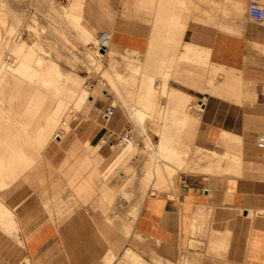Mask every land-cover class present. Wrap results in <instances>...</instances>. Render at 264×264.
I'll use <instances>...</instances> for the list:
<instances>
[{
  "label": "rangeland",
  "instance_id": "obj_1",
  "mask_svg": "<svg viewBox=\"0 0 264 264\" xmlns=\"http://www.w3.org/2000/svg\"><path fill=\"white\" fill-rule=\"evenodd\" d=\"M26 1L28 2L26 3ZM72 1L4 0L3 2L6 9L12 7L8 9L11 14L7 12V14L9 13L7 16L10 21L9 25L6 26L8 29L4 28V26L3 32L9 34L12 40H18L20 37L18 41L25 39L28 42L35 43V45L34 47L26 46L20 53L13 50L10 46L4 47L0 55L1 73H3L5 68L9 67L12 74H15L16 77H25L26 74L16 68L24 60L22 52H29L30 50L35 52L34 56H42L47 63L54 61V64H58L65 72L67 71V74H79L84 87L89 88L91 92L94 89V93L97 95L89 106L86 103L82 104L83 107L82 105H74V107L70 105L67 109L70 114V121L73 122L71 123V125L73 124L72 130L78 134L75 132L76 137L64 138L63 142L67 149L71 151L78 150L80 154L66 156V153L63 154L62 151H59L56 158L46 155L47 157L45 156L38 161L35 158L27 160L23 155L16 157L13 168L9 169L8 173L3 174V179L0 180V202L6 203L13 209L16 207V204H10V199L3 197L1 194L4 190L1 181H6L7 184L14 183L15 185L13 186L18 183L24 184L21 187L10 186V191L22 190L24 186L32 189L38 194L42 209L50 217L66 218L75 210L83 207L96 210V214L104 216V224L107 230L113 228V231H109L110 234L108 233L107 237L112 240L117 238L119 251L125 249L126 244L130 242L133 221L142 198L148 192H165L177 187L181 180V175L185 172H190L189 165L193 162V156L191 154L187 155L189 152H183L186 150V146L191 148L200 144L204 150L210 149L208 141L204 140L200 134H195L199 128H202L201 118L198 120L199 123H197L198 121H195L193 113L187 111L170 96L168 88L175 85L193 93V87L204 91V88L202 89L198 86V84L204 82L205 89L210 87L208 93L226 96L241 103H244V101L235 94L228 95L213 87V84L222 83L218 81L219 78L226 79L227 70L214 67L212 59L206 65L198 64L200 62V53L211 54V52H204L202 49H193L192 47L208 45L185 42L184 50H179V47L183 45L182 35L187 27V19L173 20L172 15L166 20L159 19L160 15H162L160 11L155 13L156 17L154 19L152 17L149 19L143 18L142 11L151 8L146 0H117V2L116 0H88L89 3L94 4L96 9L90 15L89 21L85 20V15L82 18V21L88 22V25L93 28L96 37L88 39L82 33L77 32L78 27L73 22H70L61 13H57L55 7H52L53 3L67 7ZM261 1L264 3V0ZM119 2L122 5V10L118 17ZM130 2L136 4L134 6L137 7L135 11L131 7H127ZM160 2V6L164 5L165 2L168 4L174 3L179 9L186 5L185 0H160ZM49 3H51L50 7H48ZM248 3L249 1L247 2L246 14H248ZM200 5L202 9L205 8V3ZM212 7L220 9L219 4L217 6L214 2ZM49 8H52L54 12H49L52 10ZM153 14L154 12L150 13V15ZM57 16L62 17L58 18ZM116 16L117 19H115ZM146 21H149L150 24L154 22L155 30L160 32L158 35L153 34L147 50L142 52V50L136 48L118 47L109 38L108 50L103 51L104 55L102 61H100L99 51L101 47L98 39L99 35L101 36L105 32L107 26L109 30L114 26H119L141 31ZM231 22L232 20L230 19L229 23ZM262 24L264 25V23ZM8 30H11V32ZM55 38L58 40L56 39L55 41ZM58 41L60 43L57 44ZM60 44L61 47L59 46ZM158 46L161 49H158ZM81 49H83L82 52ZM83 53L89 59H86ZM25 59L27 60V58ZM31 61H34V64L36 63L35 58ZM236 70L238 71V68ZM11 72L8 77H11ZM213 75L215 76L214 81L211 77ZM114 80L117 81L115 82ZM106 88L114 89L115 92L105 94ZM263 88L264 85L260 89L256 87L258 94L254 100H257L249 102V104L251 103L250 105L263 106V104L258 103L262 101L260 92ZM196 97L198 100L202 99L198 95ZM121 101L126 102L124 113L119 107ZM111 102L116 105V110L113 114L106 117L111 119L122 118L123 129L107 126L104 123L105 117L103 113H105L107 105ZM53 112L54 110L49 109L37 111L31 109V111H27L21 106L14 109V112H11L9 128H0V156L3 154L2 150L6 142H10V145H8L9 150H15V145L18 142L19 144L21 142L26 144L24 137L27 135H33L31 140L34 149H36L35 147L38 144L44 142V137L47 135H50L47 141L50 148L59 146L60 141L58 138H61V136L58 135V138L54 137L50 130L53 127V119L51 118L54 115ZM141 113H143V119L140 116L142 115ZM61 114H64V112ZM81 121L84 122L85 127ZM96 122H100V126L104 123V127L99 130L98 136L93 137L94 130L92 129L96 128ZM80 126H82V129ZM260 129L255 131V143L258 135L262 131L264 132V130ZM8 135L13 138L9 139L8 137L6 139ZM162 137L165 139L167 146L158 150L157 142ZM184 146L185 150L182 149ZM86 148L91 152L90 165L85 162L84 152ZM232 149L237 150L238 148L234 147ZM121 153L122 157L120 158L118 156ZM211 153L214 154L212 151ZM69 156L73 157L71 158L73 161H70ZM215 157H218V155H215ZM225 159L223 162L227 164L229 159L227 157ZM111 164H113L112 168H110ZM95 165L96 171L90 170V166ZM88 167L90 168L89 170L87 169ZM99 168L103 170L100 172ZM196 170L198 171V169ZM197 171L192 172L191 170L192 173L201 174L206 178L215 175L230 176L229 173L227 174V169L226 172L223 170L224 174L219 172H217L218 174H207ZM85 183L87 184L85 185ZM11 195L9 194L8 197L11 198ZM262 208L264 207L254 209V214H252L253 208H239V210L241 211L240 214L248 213L249 216H253L258 213L262 214ZM232 218V213H230L229 221H232ZM116 221L118 222L117 231L114 228ZM0 225L2 227L8 226L2 221H0ZM201 235L204 236V234ZM213 235L220 248L217 251L209 245L207 252L221 255L227 244L231 240L235 241L240 234L238 231L235 232L228 227L226 233L220 234L219 232ZM135 237L136 239H133L135 242L128 244L119 262L123 264H145L144 262L148 264H173L171 259H166L165 261L161 258L157 259L154 253L144 251L138 243L148 240L140 232ZM153 243L155 244V242ZM195 244H199V239L194 240ZM132 247H137V249L147 253L150 256V261L146 260ZM203 252L204 250L197 252L191 249L190 254L194 259L189 264H202ZM117 253L113 248L110 250L111 255L107 257V264L113 263L118 256ZM113 254L115 255L114 257Z\"/></svg>",
  "mask_w": 264,
  "mask_h": 264
},
{
  "label": "crops",
  "instance_id": "obj_2",
  "mask_svg": "<svg viewBox=\"0 0 264 264\" xmlns=\"http://www.w3.org/2000/svg\"><path fill=\"white\" fill-rule=\"evenodd\" d=\"M146 1L151 8L142 11L143 18L154 19L155 13L160 11L162 15L159 19L166 20L171 15L173 20L187 19V27L182 35L183 45L179 50H184V43L190 42L208 45L192 48L211 52L200 53L198 64L206 65L212 59L227 66L239 67L238 70L242 71L244 77L253 82L255 80L258 89L264 85V25L245 13L249 0H185L186 5L181 9L174 3L165 2L160 6V0ZM213 2L217 6L219 4L220 9H214ZM201 3H205L204 9ZM119 4L117 16L122 10V5L120 2ZM128 4L127 7H131L133 11L137 9L134 7L136 4L132 2ZM151 12L154 14L150 15ZM105 31L109 32L110 40L118 47L136 48L142 52L148 49L153 34H160L155 30L154 22L150 24L149 21L143 24L141 31L119 26H114L111 30L107 26ZM158 49L161 47L158 46ZM251 51L261 59L252 58L254 56ZM249 60L253 61L254 65ZM193 90L195 95L206 98L201 115V137L204 140L216 142L223 129L245 134L261 128L264 121V106L237 102L196 87H193ZM103 115L107 116L105 113ZM249 116L253 118L250 119ZM118 118L120 117L115 119ZM256 118H260L256 120L258 123L254 122ZM99 123L96 122V128L92 129L93 137L98 136L99 130L104 127V123L101 126ZM257 124L260 128L256 126ZM248 127L249 130L246 131ZM243 146L247 159L252 160L254 165H264V153L256 151L257 145L254 140L252 142L247 140ZM238 181L240 179L233 176L215 175L206 178L201 174L185 172L181 175L177 187L165 192H148L138 207L128 244L135 242L133 239H136L135 235L140 232L148 240L136 242L144 251L154 253L157 259L161 258L164 261L171 259L173 264H181V257L188 248L189 223L192 224L196 208L199 207L205 213L201 221L202 234L205 236L199 237L201 243L199 248L204 250L202 264H211L214 260L217 264H264V213L249 216L248 213L240 214L239 210L251 205L255 209L263 207L264 193L256 190L252 192L251 198L248 192L239 188ZM9 203L16 204L14 210L17 232L15 230L6 232L4 231L6 228L0 225V264L21 263L26 257L30 264H107V257L112 248L118 252L112 264H123L119 259L128 244L125 249L118 251L117 238L112 240L107 237L113 228L107 230L104 216L96 214V210L83 207L66 218L50 217L42 209L38 194L27 186L15 191ZM230 213L232 221L228 220ZM223 219L227 221L226 224L222 222ZM117 223L116 221L114 225L116 231ZM214 227L219 231H224L228 227L235 232L241 231L235 241H228L221 255L207 252ZM132 248L150 261L147 253L137 247Z\"/></svg>",
  "mask_w": 264,
  "mask_h": 264
},
{
  "label": "bare ground",
  "instance_id": "obj_3",
  "mask_svg": "<svg viewBox=\"0 0 264 264\" xmlns=\"http://www.w3.org/2000/svg\"><path fill=\"white\" fill-rule=\"evenodd\" d=\"M3 2H4V0H0V55L2 53L3 48L6 47V46L7 47L10 46L13 50H15L18 53H20V51L24 50V48L26 46H33L34 47L35 43L28 42L25 39H22V41H18L20 39V37H19L18 40H16V39L12 40L10 38L9 34H5L3 32L4 28L8 29V27H6L10 23V21L8 19V16H7L10 13L8 11V9L12 8V7L8 6L9 8L6 9L5 8L6 6L4 7V5H3L5 3H3ZM27 2L28 1H26V3ZM50 4L51 3L48 4L49 5L48 7L51 6ZM23 5H25V4H23ZM15 7H17V6H15ZM52 7L53 8L55 7L57 13H61L62 16L66 17L70 22H73L74 25H76L78 27V31L77 32L82 33L88 39L89 38H92V39L96 38L95 35H94L93 28H91L88 25V22H86V21L90 20V15L93 14V12L96 11V9L94 7V4L89 3L88 0H73L71 2V4L68 5L67 7L59 6V4L57 5V3L56 4L53 3ZM52 11H53V9L51 11H49V12H52ZM7 12H9V13L7 14ZM52 14L54 15V13H52ZM83 15H85V20L86 21H82ZM62 16H57V17L59 18V17H62ZM18 18H20V17L18 16ZM7 29H5V30H7ZM9 32H11V30ZM108 33H109L108 31L103 32V34L101 36L99 35V39H98V40H100V47L105 46L106 47L105 50H108L107 46L109 45V42H110L109 41L110 36H109ZM41 35H42V33H41ZM60 37H61V35H60ZM56 39L57 38H55V41H56ZM36 43H38V41H36ZM58 43H60V42L58 41L57 44ZM61 43H63V42H61ZM101 44H103V45H101ZM59 46L61 47V44ZM64 46H65V44H64ZM82 50L83 49H81V52H82ZM105 50L101 49L99 51V54H100L99 55V59H100V61H102V58H103V55H104L103 51H105ZM263 50H264V48H263ZM60 51H61V49H60ZM251 52L253 54V51H251ZM258 52H259V49H258ZM85 53H86V51H85ZM22 54L24 55V60L20 63V66H18L16 69L22 70L24 72V74H26L25 77H16L15 74H12V72H11L9 67H7V68L4 67L5 69H4L3 73H1V71H0V74H1L0 75V128H4V127H8L9 128V123L11 122V112L12 111L14 112V109L19 108L20 106L25 108V109H27V111H29V110L31 111V109L36 110V111L37 110H47V109L54 110V112H53L54 115L51 116V118L53 119V127L50 130H51L52 134L54 135V137L58 138L57 137L58 135L61 136V138H58L59 141H60V144H59L60 147L56 146V147H51L50 148V146L47 144V141H48V138H49L50 135L45 136L44 137V142L38 144L37 147H35L36 149L33 148V142L31 140L33 135L25 136L24 137V142H26V144H23L22 142H21V144H19V142H18L17 145H15V150H9L8 149V145H10V142H6L5 145H4V148L2 150L3 154H2V156H0V180L3 179V176H2L3 174L8 173V170L13 168V163L15 162L14 159L16 157L20 156V155L25 156V158L27 160L28 159H30V160L32 159L33 160L35 158L36 161H38V160H41L46 155L51 157V158H56L58 156L59 151H62L63 154L66 153V156L67 155L71 156V155L80 154V151H78V150H76V151L72 150L71 151V150L67 149L65 147L64 142H63L64 138L69 139L71 137H76V134H78L76 131H75L76 132V134H75V132L72 130L73 124L71 125V123H73V122L70 121V116H69L70 114H69V112H67V109L69 108L70 105H73V107H74V105L81 106L82 104L86 103L89 106L95 100V97L97 95V94L94 93V89L92 90L93 92H91L89 90V88L84 87V85L82 84V79L79 76V74H75V73L74 74L73 73L67 74V71L65 72L64 69H62L58 64H54V61L52 62L53 64L52 63H47L46 61H44L45 59H43L42 56H34V54H35L34 51L31 52L29 50V52H25V53L22 52ZM66 54H67V51H66ZM260 54H261V52H260ZM260 54H259V56H260ZM83 55L85 56L84 53H83ZM80 56H82V55H80ZM252 56H254V57H252ZM252 56L251 57L254 58V59H255V57L256 58L258 57V56H255L254 54ZM2 57H3V55H2ZM85 57H86V59H89L88 56H85ZM25 58H27V60ZM33 58H35V60H36L35 64L33 63L34 61L33 62L31 61V60H33ZM90 58H92V57H90ZM249 58H250V56H249ZM28 59H29V61H28ZM93 59H94V57H93ZM257 59H259V57ZM49 62H50V60H49ZM249 62H251V64H252L253 61L249 60ZM94 63H96V62H94ZM254 63H255V61H254ZM213 65L216 68H222V69L227 70V73H228V75H227L225 80L221 79V78L218 79V81H221L222 83H219L218 85L217 84H213V87H215L219 91L227 93L228 95L235 94V95H237V97L238 96L241 97L242 101H244V102L247 101L248 103L252 102L257 97L258 92L256 90V85L254 83L255 80H254V82L252 80H248L246 77H244L242 71L238 70L239 71L238 72L236 70V68L233 67V66H227L225 64L218 63V62H216L214 60H213ZM252 65H254V64H252ZM10 72H11L12 75H10L11 77H8ZM211 77H212V80L214 81L215 80L214 79L215 76L213 75ZM105 81H106V79H105ZM203 83L202 84H198V86L200 88H202V89L204 88V91L209 92V88L210 87L207 86L208 88L205 89L206 86H204ZM101 87H103V86H101ZM117 90H118V88H117ZM168 91L170 93V96L179 105H181L187 111L193 113L195 121L200 120V118H201L200 116H201L202 110H203V102L206 100L205 97L202 98V100H198L194 93H192L190 91H187L185 89L179 88V87H174V86H170L168 88ZM112 92H115V90L106 88L105 94L112 93ZM256 100H254V101H256ZM259 103L263 104V106H264V102L259 101ZM125 105H126V102H122V101L119 104V107L123 111V113L125 112V110H124V106ZM82 107H83V105H82ZM62 112H64V114H61ZM141 114L142 115H140V116H142V119H143V117H144L143 113H141ZM249 118H250V116H249ZM252 118L253 117H251L250 119H252ZM258 119H260V118L254 119L255 120L254 122H257L256 120H258ZM82 121H84V120H82ZM261 121H262V119L260 120V122ZM82 123L81 124L84 125V122H82ZM104 123H106L107 126H111V127L115 126V127L119 128V129H123V119L122 118L111 119V118L105 117V122ZM197 123H199V121ZM262 123L263 124H261L260 127H261L262 130H264V121ZM253 124H255V123H253ZM197 125H199V124H197ZM256 126L258 128H260L259 124H257ZM80 127L82 129V126H80ZM84 127H85V125H84ZM249 127H251V126H249ZM249 127L247 128L246 131L249 130ZM255 127H254V129H255ZM201 130H202V128H199L198 131L195 132V134L198 133V134L201 135ZM255 130H257V129H255ZM220 131H221V129H220ZM64 133H65V135H64ZM254 135H255V132H253V133L252 132H250V133L246 132L245 134H243V133L239 134V133L227 130V129H223L221 131V134L218 137L216 142H208V146H209L210 149L212 148L211 151L214 152V154L211 153L210 149L209 150H204L202 148V145H200V144H197L195 147H191V148L186 146V150H185V146H184L182 149H184L185 151H183L182 149L181 150L184 153H186V152L188 153L189 152L187 155L191 154L193 156L192 157V161L193 162H191V163H194V164L190 163V165H189L190 172H191V170H192V172H195V171H197L196 169H198L199 172L201 171V172L207 173V174H213V173L215 174L217 172L224 174L223 170H225V172H226V169H227V174L229 173L230 176L238 177V179H240V181H238L239 188L241 190H244V191L250 193V197L252 198L253 197V196H251L252 192H254L256 190H259L262 193H264V165H260V166L254 165L252 160H249V159H247L244 156V146L243 145H244V143L247 140L251 141V142L253 140H255L254 139V137H255ZM8 137H9V135L6 136V139ZM12 138L13 137H11V136L9 137V139H12ZM256 140H257V138H256ZM256 143H257V141H256ZM157 145H158V150L159 149L161 150V148H164L165 146H167V143H166L165 139L162 137L161 140H159L157 142ZM231 147L232 148L235 147V148H238V149L234 150ZM213 150H215V151H213ZM256 151L259 152V153H264V148L259 147L258 144H257ZM215 155L216 156L218 155V157H215ZM90 156H91V152H90L89 149L86 148V151L84 152V157H85V162L87 164H89L91 162ZM207 156H210V157H207ZM69 157H68V159H69ZM118 157L121 158L122 157V153L119 154ZM206 157H207V159L205 160ZM226 157L229 159V161H228L227 164H224L223 160ZM71 158H73V157H70V159ZM66 159H67V157H66ZM91 159H92V157H91ZM70 161H73V159H71ZM247 162H248V164H247ZM256 162L258 163V161H256ZM77 165H76V167H77ZM79 165H80V163H79ZM192 166L193 167L196 166L197 168L194 169ZM112 167H113V164H111L110 168H112ZM90 168L88 167L87 169L88 170L89 169L90 170L93 169L94 171H96V165L92 166V167L90 166ZM251 168H253V170H251ZM99 169H100V172L103 170L102 168H99ZM193 170H195V171H193ZM202 170H204V171H202ZM83 180L85 181V179H83ZM72 181H73V179H72ZM84 181H83V183H84ZM86 184L87 183H85V185ZM88 184H91V183H88ZM1 185H3V187H4V190L1 192L2 196L6 197L7 199H10L8 197V195L9 194H13L15 192V190L14 191L13 190L10 191V186H13L15 184L14 183L7 184L6 181H1ZM23 185H24L23 183L22 184L18 183L16 186H13V187H21ZM195 205L199 206V204H195ZM200 205H202V204H200ZM250 208H253L252 209V211H253L252 214H254L255 207H253L251 205L249 207V209ZM196 209H197V211L193 209L196 212H195V214L192 213V214H194V218L192 220V224L189 223V229L190 230H189V236H188V240H187V242H188L187 243V247L188 248H187V251L182 255V264H189V262L193 261L194 258L190 254L191 249H194L197 252L201 251L200 248H199V245L201 243L199 242L200 244H195L194 245V240L195 239H199V237H202V236H200L202 234L201 221H202V218H204V214L205 213H204V210L203 209H199V207H197ZM206 209H207V207H206ZM262 210H263V213H264V208H262ZM255 211H257V210H255ZM206 212H207V210H206ZM228 213L229 212H227V214ZM227 214H225V215H227ZM191 218H192V216H191ZM208 218H209V216H208ZM223 218L226 219L225 216ZM224 219H223L222 222H224V224H226L227 221H224ZM0 221L5 222L6 224H8V226L4 227V229L6 228L7 230L5 229L4 231H6V232L8 230H10V231L15 230L16 231L17 218H16L15 210L12 207H10L9 205H7L6 203H4V202H0ZM189 221H191V219ZM206 225H207V223H206ZM209 228H210V226H209ZM215 228L216 227H214V229L212 230V235H211L212 239H211L210 246H211V248H214L215 250L218 251L220 246L217 245L215 236L213 234H217L219 232H220V234L226 233L227 232V228L225 230L223 229L224 231H219V229L215 230ZM205 231H206V229H205ZM238 232L240 234L241 231H238ZM207 233H209L208 230H207ZM10 234H11V232H10ZM109 255H111V254H109ZM109 255H108V257H109ZM114 256L115 255L113 254V257ZM28 261H29V259L26 257L21 263L20 262L19 263L20 264H30V263H28ZM19 263H17V264H19ZM144 263L148 264L146 262H144ZM211 264H216L215 260L212 261Z\"/></svg>",
  "mask_w": 264,
  "mask_h": 264
},
{
  "label": "built area",
  "instance_id": "obj_4",
  "mask_svg": "<svg viewBox=\"0 0 264 264\" xmlns=\"http://www.w3.org/2000/svg\"><path fill=\"white\" fill-rule=\"evenodd\" d=\"M248 15L255 21L264 23V3L261 0H249ZM260 98L262 102H264V88L260 92ZM115 110H116V105L111 102L107 105L105 109V114L109 116L113 114ZM257 144L260 147H264V132H261L258 135Z\"/></svg>",
  "mask_w": 264,
  "mask_h": 264
},
{
  "label": "water",
  "instance_id": "obj_5",
  "mask_svg": "<svg viewBox=\"0 0 264 264\" xmlns=\"http://www.w3.org/2000/svg\"><path fill=\"white\" fill-rule=\"evenodd\" d=\"M101 49H102V50H105V49H106V47H105V46H102V47H101Z\"/></svg>",
  "mask_w": 264,
  "mask_h": 264
}]
</instances>
